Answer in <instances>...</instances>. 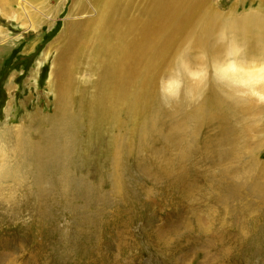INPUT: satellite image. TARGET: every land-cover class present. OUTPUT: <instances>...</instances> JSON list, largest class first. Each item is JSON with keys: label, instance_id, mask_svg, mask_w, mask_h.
<instances>
[{"label": "rangeland", "instance_id": "1", "mask_svg": "<svg viewBox=\"0 0 264 264\" xmlns=\"http://www.w3.org/2000/svg\"><path fill=\"white\" fill-rule=\"evenodd\" d=\"M16 1L0 3V264H264V187L240 177L264 170V103L211 81L173 99L162 84L185 47L212 59L223 48L180 37L152 85H138L128 102L104 84V62L88 49L66 83L68 165L61 159L53 171L42 136L52 124L39 117L56 113L70 4ZM210 7L225 15L220 28L231 13L264 12V0ZM237 38L250 57L264 55L263 25ZM202 42L216 45L209 35ZM219 154L233 157L217 164Z\"/></svg>", "mask_w": 264, "mask_h": 264}, {"label": "bare ground", "instance_id": "2", "mask_svg": "<svg viewBox=\"0 0 264 264\" xmlns=\"http://www.w3.org/2000/svg\"><path fill=\"white\" fill-rule=\"evenodd\" d=\"M11 1L0 0V3L4 6ZM58 3H64L65 6L70 4L68 8L70 15L65 25L70 33L69 45L55 60V74L64 81L61 82L62 86L57 92L56 113L50 118L39 117L41 123L48 121L52 124L50 131L42 136L49 144L46 151L47 160L50 161L48 165H51L53 171L62 167L61 159L67 162L65 150L73 143V127L64 128V121L69 114L65 98L71 87L66 83L73 77L76 66L80 64L78 63L80 56L88 49H93V53L103 60L106 68L107 79L104 84L113 87L117 92L121 91V101L128 102L125 99L129 97V92L138 85L143 87L152 85L155 80L154 74L159 71L163 62H166L172 47L181 40L180 37L189 33L195 34L196 39L201 42L200 47L205 46L214 50L217 45L205 44L202 41L207 35L211 38L215 37L220 22L225 17L222 13L209 8L210 0H58ZM20 5L25 9L28 2L24 1ZM198 18L204 22L200 30L196 29ZM227 20L230 23H225L220 28L228 25L236 36L246 37L247 34L255 31L258 25L264 26V12L260 14L251 12L242 16L231 13ZM71 97L70 95V99ZM239 97L243 100L252 98L255 102H260L250 95ZM131 101L128 110L133 113ZM6 133L13 134L10 131ZM64 134L66 136H62ZM42 143V149L47 147L44 142ZM30 145L28 144L27 147ZM253 155L254 153L251 154ZM3 157L0 151L2 165H4ZM230 157H233L232 154H219L215 160L217 164L221 160L229 163ZM27 162L24 160V163ZM214 166H216L215 161ZM253 167L247 170L250 172L249 176L246 175V170L245 175L240 176L242 183L247 184L251 178H256V183H253L254 188L264 187V170L258 173L257 167L255 169ZM231 168L233 167L229 169L233 171ZM40 179L43 180L42 175Z\"/></svg>", "mask_w": 264, "mask_h": 264}, {"label": "clouds", "instance_id": "3", "mask_svg": "<svg viewBox=\"0 0 264 264\" xmlns=\"http://www.w3.org/2000/svg\"><path fill=\"white\" fill-rule=\"evenodd\" d=\"M214 39L217 47L223 48L215 59L207 50L191 46L178 52L168 78L162 82L165 93L173 99L182 94L192 98L211 81L225 95H250L264 103V55L250 57L248 45L228 25L221 27Z\"/></svg>", "mask_w": 264, "mask_h": 264}]
</instances>
